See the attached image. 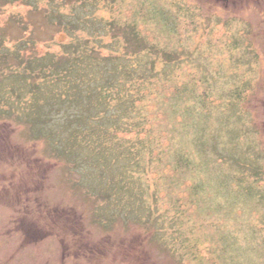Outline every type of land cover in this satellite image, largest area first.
Wrapping results in <instances>:
<instances>
[{
  "label": "rangeland",
  "instance_id": "rangeland-1",
  "mask_svg": "<svg viewBox=\"0 0 264 264\" xmlns=\"http://www.w3.org/2000/svg\"><path fill=\"white\" fill-rule=\"evenodd\" d=\"M0 264H264V0H0Z\"/></svg>",
  "mask_w": 264,
  "mask_h": 264
},
{
  "label": "flooded vegetation",
  "instance_id": "flooded-vegetation-1",
  "mask_svg": "<svg viewBox=\"0 0 264 264\" xmlns=\"http://www.w3.org/2000/svg\"><path fill=\"white\" fill-rule=\"evenodd\" d=\"M33 233L35 234L34 231H28V234H24V233H22L21 236H34ZM19 235H20V234H19ZM7 238H8V237H7ZM9 238L12 239V240L14 241V243H15V242L18 241L19 236H18V234H14V238H13V235H10ZM22 239H23V238H22ZM10 250H12V249H10Z\"/></svg>",
  "mask_w": 264,
  "mask_h": 264
}]
</instances>
